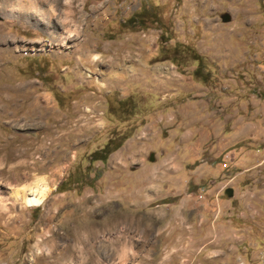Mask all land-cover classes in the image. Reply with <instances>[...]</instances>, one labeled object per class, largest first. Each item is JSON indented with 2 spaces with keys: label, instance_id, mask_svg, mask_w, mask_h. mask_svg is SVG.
Returning a JSON list of instances; mask_svg holds the SVG:
<instances>
[{
  "label": "rangeland",
  "instance_id": "374dc122",
  "mask_svg": "<svg viewBox=\"0 0 264 264\" xmlns=\"http://www.w3.org/2000/svg\"><path fill=\"white\" fill-rule=\"evenodd\" d=\"M54 6L0 15V264H264V0Z\"/></svg>",
  "mask_w": 264,
  "mask_h": 264
},
{
  "label": "bare ground",
  "instance_id": "6f19581e",
  "mask_svg": "<svg viewBox=\"0 0 264 264\" xmlns=\"http://www.w3.org/2000/svg\"><path fill=\"white\" fill-rule=\"evenodd\" d=\"M59 2H60V0H0V15L1 16L2 15H4V16L8 15V16L14 18L15 15H12V14H14V12H16L17 14L18 13L24 14L28 20H30V19L32 20V19H34V17L32 16V12L34 10L35 12L39 13L40 16H42V18H46V17H49V15H53V9L55 7L54 4H59ZM33 14H34V12H33ZM46 22H47V20H46ZM49 22H50V20H49ZM63 24L59 27H62ZM65 26H66V24H65ZM73 30H75V28ZM1 31H2V27L0 25V41L4 40L6 37V35L4 36V33H2ZM2 50L3 49H0V52ZM5 51H7V50L5 49ZM54 187L55 186L52 187L50 185H47L44 178H40V179H37L36 181H34L32 183L22 185L20 187H14L8 193V198L11 199V201L13 202V205L15 202V203L23 204V205H25V207H27V206H29V207L39 206L44 202V200L51 193V191ZM11 201H10V203H11ZM0 208L6 209V204L3 203L1 200H0ZM7 210H8V208H7ZM15 217H16V215H15ZM91 225H92V223H90V224L84 223L83 225L75 227L73 232L74 233H80V232L81 233H83V232L87 233L89 231L94 230V225L93 226H91Z\"/></svg>",
  "mask_w": 264,
  "mask_h": 264
},
{
  "label": "water",
  "instance_id": "95a60500",
  "mask_svg": "<svg viewBox=\"0 0 264 264\" xmlns=\"http://www.w3.org/2000/svg\"><path fill=\"white\" fill-rule=\"evenodd\" d=\"M228 19H229V18H228L227 15L223 17V20H228Z\"/></svg>",
  "mask_w": 264,
  "mask_h": 264
}]
</instances>
